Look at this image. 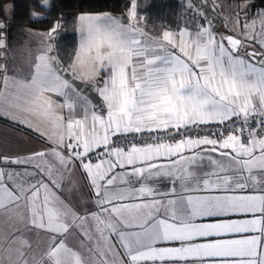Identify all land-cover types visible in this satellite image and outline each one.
<instances>
[{
    "label": "snow or ice",
    "instance_id": "6c2138e0",
    "mask_svg": "<svg viewBox=\"0 0 264 264\" xmlns=\"http://www.w3.org/2000/svg\"><path fill=\"white\" fill-rule=\"evenodd\" d=\"M48 3L38 0L37 6ZM196 11L204 23L194 32L165 30L154 37L137 22L136 0L127 23L83 13L77 17L78 50L67 68L49 46L25 79L0 75V115L39 112L51 120L54 158L89 178L101 264H264V51L241 56V39L218 38L207 13L199 5ZM258 19L259 32L253 20L242 25V34L264 49V13ZM59 27L47 35L55 39ZM77 76L102 98L106 115L89 110L91 100L73 82ZM208 125L217 130L200 134ZM210 153L228 165L208 155L211 170L194 175L190 166H202V154ZM36 156L45 153L0 157V163L36 169L0 168V209H19L23 202L28 224L49 236L44 264H84L64 236L86 217L62 198L51 168L32 164ZM131 176L139 186L129 184ZM162 177L172 181L167 191L146 182ZM177 181L190 194L170 198ZM248 233L258 234L232 238ZM6 239L20 243L16 264H30L23 234ZM100 242L106 247L100 249Z\"/></svg>",
    "mask_w": 264,
    "mask_h": 264
},
{
    "label": "crops",
    "instance_id": "0c3cea01",
    "mask_svg": "<svg viewBox=\"0 0 264 264\" xmlns=\"http://www.w3.org/2000/svg\"><path fill=\"white\" fill-rule=\"evenodd\" d=\"M109 15L112 17H116L111 14ZM1 23L2 22L0 21V25ZM185 28L189 32H194L196 30V28L188 27H184L181 29ZM181 29L170 31L178 33ZM3 30L4 29L0 27V40L2 39ZM213 31L216 35L218 34V38L219 36L224 35L226 33H231L224 30ZM144 32L147 34L148 37L155 36L145 30ZM47 34L48 32L46 34H43L39 33V31L37 30H29L27 31V40L25 42H19L8 45L7 40L6 48L0 47V65L4 66L3 69H0V75L5 74L6 72L9 77L15 76L18 79H25L26 77H28L33 70L32 66L36 62V57L42 52H45L52 43L51 38ZM242 48L246 53L247 51L252 50L255 47L249 44H244V42H242L241 49ZM258 48L262 49L261 47ZM262 51H264V49H262ZM49 54L53 55L52 52ZM240 55L245 56V54ZM77 78L82 80L78 76ZM84 83L88 82L84 81ZM0 87H2V84H0ZM84 95H86L91 100L88 95V91L84 92ZM53 99L59 100L61 102L63 100V98L55 96H53ZM91 102L92 104L88 105L90 111L93 109V107H95V110H97L98 112H105L106 115L105 109L103 111H100L95 106L92 100ZM104 107L106 106L104 105ZM62 111L64 114H67L68 109L65 108ZM21 120H23L24 122H21ZM54 131L55 128L53 126L52 121L40 115L39 112L35 114L18 112L14 117H9L7 113L2 114L0 115V157L23 159L27 157H32L33 153H45L44 157H33L32 164H38L42 169L51 168L53 177L63 186L61 189L58 190L62 198L80 216L86 217V219L82 221L78 220L72 225L69 232L64 236L65 243L69 248L73 249L74 251H77L81 255L84 264H101L100 258H98L96 252L94 251V249L97 248V243L99 239L95 230L96 223L95 220L89 215V213L93 211H98L97 205L95 203L96 196L94 193V189L91 187L90 180L87 175L83 172V169L77 168L70 171L56 161L50 150V140L48 139V137L51 136ZM202 155H204L205 157L202 161V166H190L194 175H200L205 171H210L212 165L207 159V156H213L217 154L210 153ZM215 159L224 163L225 166H227V161H225L223 157H215ZM2 164L3 166H0V168H3L5 171H23L25 167L28 168L29 172L36 171L34 167L29 165H17L7 163ZM121 171L122 170L117 169L118 173ZM128 180L130 185L139 186L137 184V178L135 176L129 177ZM146 182L149 184H153L160 191H167L170 187H172V181L168 177L149 179ZM117 183H119V176L117 177ZM175 186L176 194L174 197L170 198L186 196L190 194L183 190V187L181 186L179 181L176 182ZM25 217L26 211L23 202H21L19 209H12L11 211H5L3 209H0V264H2V262L3 264H7V261H5L6 259L10 261L12 260L13 264H16V249L20 247V243L19 241H17L15 244L9 245V242L6 239L12 233H15L17 236H20V234L22 233L23 239L27 240L28 244H30V248L25 247V251H27L28 253L27 258L30 261V264H44L43 256L49 247V236L46 232L40 229L32 228L28 224V220ZM244 218H251V216ZM257 234L258 233L236 234L232 238H242L243 235ZM110 242L118 244V241L114 237L110 240ZM158 246L163 247L171 245L161 244ZM104 247H106V245H104L103 242H100V249H103ZM6 248L8 249L7 251H5ZM116 250L120 252L123 251V249L119 248H117ZM2 255L5 256L4 260ZM108 259L109 261L113 259L111 254L108 255ZM143 264H154V262L147 261L143 262ZM155 264H161V262L157 261L155 262ZM164 264H171V262H164ZM179 264H183V262H179Z\"/></svg>",
    "mask_w": 264,
    "mask_h": 264
},
{
    "label": "trees",
    "instance_id": "16d2710c",
    "mask_svg": "<svg viewBox=\"0 0 264 264\" xmlns=\"http://www.w3.org/2000/svg\"><path fill=\"white\" fill-rule=\"evenodd\" d=\"M131 3L132 0H49L47 7H38V0H0V21L6 24L4 31L8 45L25 42L29 30L49 32L59 22L53 41L54 53L67 68L77 51V17L82 13H109L127 23ZM8 4L12 5L10 15ZM136 10L137 22L152 35H161L165 30L196 28L198 22L185 0H136ZM247 11L258 16L264 11V0H251ZM33 13H38V16L34 17ZM218 30L229 32L223 26ZM240 54H245L243 48Z\"/></svg>",
    "mask_w": 264,
    "mask_h": 264
},
{
    "label": "rangeland",
    "instance_id": "374dc122",
    "mask_svg": "<svg viewBox=\"0 0 264 264\" xmlns=\"http://www.w3.org/2000/svg\"><path fill=\"white\" fill-rule=\"evenodd\" d=\"M228 0H211V5L213 6V8H215L219 14L221 15V17L224 19V23H223V28L228 29L229 32H231V34L241 38L244 42V44H249L254 46L255 48L252 50H249V52L251 51H256V52H260L262 51V49H259L258 47H260L259 44L255 43L254 41H247L245 40L243 34H242V25L247 22L249 24H251V22L253 20H256V31L259 32L260 29V23H259V19L258 16H252L249 14V12L247 11V5L249 4V2L251 0H241L238 2H227ZM185 3H188V0H185ZM193 7H191V11L190 13H194V15H196V18L198 20L197 23H204V21L200 18V16L198 15L197 11H196V6L194 5V3L191 1ZM49 5V3H48ZM189 8V7H188ZM8 14L10 15L12 12V5L8 4ZM261 13H264L263 11ZM192 17V16H191ZM192 19V18H191ZM239 20V22H238ZM139 24V23H138ZM139 26L143 29L144 28L139 24ZM221 31V30H218ZM39 33H43L46 34V31H39ZM217 33V32H216ZM251 34V32H250ZM158 36V35H155ZM218 36V34H217ZM258 46V47H257ZM260 50V51H259ZM248 52V51H247ZM214 159L215 157H220L218 155H213L212 156ZM227 161V160H225ZM227 165H228V161H227ZM3 260H4V255H2ZM5 261H7V264H13V261L6 259ZM3 264V262H2Z\"/></svg>",
    "mask_w": 264,
    "mask_h": 264
},
{
    "label": "water",
    "instance_id": "95a60500",
    "mask_svg": "<svg viewBox=\"0 0 264 264\" xmlns=\"http://www.w3.org/2000/svg\"><path fill=\"white\" fill-rule=\"evenodd\" d=\"M191 1L194 3L195 6L199 5V7L207 13V17L211 20V26H212L213 30H217L223 25L224 19L221 17L219 12L215 8H213V6L211 5V1L210 0H206V2H205V0H191ZM1 25H2V29H5L6 24L4 22H2ZM224 35L225 36L226 35H231V36H234L236 38H239V37H237V36H235V35H233L231 33H226ZM54 36L56 38V34H54ZM239 39H241V38H239ZM1 40L4 43V46L1 47V48H6V46H7V34H6V32L4 30L2 31V39ZM51 40H52V43L50 44V46L54 49L52 53H53V55L56 56V54L54 53L55 48H54V45H53V41L55 39L51 38ZM241 41H242V39H241ZM241 47H242V44L239 46V52L241 51ZM60 64H61V61H60ZM61 66L64 67L62 64H61ZM73 82L78 88H80L84 92L88 91L89 97L91 98V100L93 101L95 106L100 111H103L105 109L102 98L94 90V88L88 87V83H84V81L80 80L77 77L74 79Z\"/></svg>",
    "mask_w": 264,
    "mask_h": 264
},
{
    "label": "built area",
    "instance_id": "2783aa9c",
    "mask_svg": "<svg viewBox=\"0 0 264 264\" xmlns=\"http://www.w3.org/2000/svg\"><path fill=\"white\" fill-rule=\"evenodd\" d=\"M202 128H203V131L200 133L202 135H206V134L215 132L217 130L215 125L202 126Z\"/></svg>",
    "mask_w": 264,
    "mask_h": 264
}]
</instances>
